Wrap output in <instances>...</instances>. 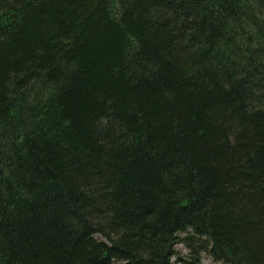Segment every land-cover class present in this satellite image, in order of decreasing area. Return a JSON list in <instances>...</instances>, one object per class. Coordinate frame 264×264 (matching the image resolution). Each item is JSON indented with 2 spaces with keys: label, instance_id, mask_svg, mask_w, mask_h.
Returning a JSON list of instances; mask_svg holds the SVG:
<instances>
[{
  "label": "trees",
  "instance_id": "1",
  "mask_svg": "<svg viewBox=\"0 0 264 264\" xmlns=\"http://www.w3.org/2000/svg\"><path fill=\"white\" fill-rule=\"evenodd\" d=\"M203 253L264 264V0H0V264Z\"/></svg>",
  "mask_w": 264,
  "mask_h": 264
},
{
  "label": "rangeland",
  "instance_id": "2",
  "mask_svg": "<svg viewBox=\"0 0 264 264\" xmlns=\"http://www.w3.org/2000/svg\"><path fill=\"white\" fill-rule=\"evenodd\" d=\"M175 251L176 253L172 256L173 260L177 257V255H181V256L186 255L188 252V249L182 242H178L175 244ZM199 264H222V263L218 260L212 259L206 253H203ZM226 264H229V263H226Z\"/></svg>",
  "mask_w": 264,
  "mask_h": 264
}]
</instances>
